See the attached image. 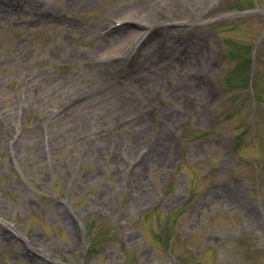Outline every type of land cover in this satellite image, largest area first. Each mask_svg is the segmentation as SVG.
<instances>
[{
    "label": "rangeland",
    "instance_id": "1",
    "mask_svg": "<svg viewBox=\"0 0 264 264\" xmlns=\"http://www.w3.org/2000/svg\"><path fill=\"white\" fill-rule=\"evenodd\" d=\"M0 217V264H264V0L0 5Z\"/></svg>",
    "mask_w": 264,
    "mask_h": 264
},
{
    "label": "bare ground",
    "instance_id": "2",
    "mask_svg": "<svg viewBox=\"0 0 264 264\" xmlns=\"http://www.w3.org/2000/svg\"><path fill=\"white\" fill-rule=\"evenodd\" d=\"M112 31H113V32H117L118 30H117V29H116V30L114 29V30H112ZM133 34H134V32L131 33V35H133ZM121 40H123V41H121ZM125 41H126V39H124L123 36H122V38L119 39V42H121V43H120L121 45H123ZM124 46H125V44H124Z\"/></svg>",
    "mask_w": 264,
    "mask_h": 264
}]
</instances>
